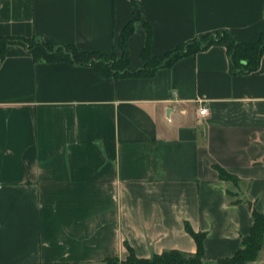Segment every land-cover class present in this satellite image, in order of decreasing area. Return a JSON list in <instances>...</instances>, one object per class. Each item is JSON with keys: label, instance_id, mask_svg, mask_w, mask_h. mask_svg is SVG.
<instances>
[{"label": "crops", "instance_id": "obj_1", "mask_svg": "<svg viewBox=\"0 0 264 264\" xmlns=\"http://www.w3.org/2000/svg\"><path fill=\"white\" fill-rule=\"evenodd\" d=\"M135 10L133 70L146 67L148 30L155 58L222 31L256 43L264 30V0H0V264H102L127 246L141 259L195 254L187 226L215 264L264 214V54L250 74L214 45L114 79L36 61L22 43L121 57ZM247 264H264V249Z\"/></svg>", "mask_w": 264, "mask_h": 264}, {"label": "trees", "instance_id": "obj_2", "mask_svg": "<svg viewBox=\"0 0 264 264\" xmlns=\"http://www.w3.org/2000/svg\"><path fill=\"white\" fill-rule=\"evenodd\" d=\"M137 21H140V13L135 10L132 21L127 25L119 41L121 57H118L116 53L82 52L74 45L68 44L39 41L37 45L32 46L27 40L22 41V43L28 47L36 61L89 65L103 76L114 79L148 77L159 68L169 66L184 56L194 55L214 45L226 47L230 57L231 71L234 74H250L256 72L260 67L261 58L264 54V30L260 40L256 43L242 44L233 34L222 31L204 36L202 39L189 44H182L175 51L157 58L150 54L151 32L148 30L147 44L142 53L146 67L141 70H133L130 67L127 41L132 35L134 24ZM9 43V39L0 40V65L4 61L5 48ZM218 171L221 179L236 181L232 175L221 169ZM252 216L254 225L250 235L243 239L241 249L233 257L219 260L215 264H247L258 259L259 254L264 249V214L253 211ZM187 231L197 243L198 249L195 254L169 251L155 254L150 259H141L137 257L130 246H127L128 257L126 259L107 258L102 264H207L204 261V235L195 233L189 226H187Z\"/></svg>", "mask_w": 264, "mask_h": 264}, {"label": "built area", "instance_id": "obj_3", "mask_svg": "<svg viewBox=\"0 0 264 264\" xmlns=\"http://www.w3.org/2000/svg\"><path fill=\"white\" fill-rule=\"evenodd\" d=\"M208 114V109L205 106H202L200 109V115L206 116Z\"/></svg>", "mask_w": 264, "mask_h": 264}, {"label": "rangeland", "instance_id": "obj_4", "mask_svg": "<svg viewBox=\"0 0 264 264\" xmlns=\"http://www.w3.org/2000/svg\"><path fill=\"white\" fill-rule=\"evenodd\" d=\"M38 42H39V41H37V40H30L29 45L35 46V45H37ZM235 182H236V181H234V183H235Z\"/></svg>", "mask_w": 264, "mask_h": 264}, {"label": "water", "instance_id": "obj_5", "mask_svg": "<svg viewBox=\"0 0 264 264\" xmlns=\"http://www.w3.org/2000/svg\"><path fill=\"white\" fill-rule=\"evenodd\" d=\"M249 206L251 207V206H252V204H251V203H249Z\"/></svg>", "mask_w": 264, "mask_h": 264}]
</instances>
